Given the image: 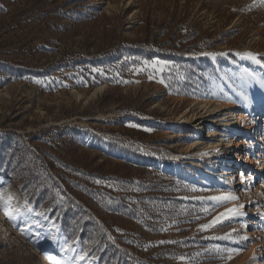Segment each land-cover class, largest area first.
Instances as JSON below:
<instances>
[{
  "label": "rangeland",
  "instance_id": "obj_1",
  "mask_svg": "<svg viewBox=\"0 0 264 264\" xmlns=\"http://www.w3.org/2000/svg\"><path fill=\"white\" fill-rule=\"evenodd\" d=\"M199 103L242 105L245 127L264 106L260 0H0V166L4 143L38 156L133 264H264V114L258 141L239 133L251 162L218 185L231 155L191 150L223 130L219 114L196 134ZM209 170L216 183H199ZM0 193L19 216L0 207V264H74L56 225L99 264L1 169Z\"/></svg>",
  "mask_w": 264,
  "mask_h": 264
},
{
  "label": "trees",
  "instance_id": "obj_2",
  "mask_svg": "<svg viewBox=\"0 0 264 264\" xmlns=\"http://www.w3.org/2000/svg\"><path fill=\"white\" fill-rule=\"evenodd\" d=\"M7 144L4 143L2 152H6L4 161L8 165L0 166V169L15 181L36 209L49 213L52 219L61 223L69 238L79 240L84 253L90 257H99V264L136 262L108 239L89 205L81 204L67 190L68 187H60L51 173V168L44 177L40 169H37L38 156L32 153L35 155L34 161L27 160L26 157L18 156Z\"/></svg>",
  "mask_w": 264,
  "mask_h": 264
},
{
  "label": "bare ground",
  "instance_id": "obj_3",
  "mask_svg": "<svg viewBox=\"0 0 264 264\" xmlns=\"http://www.w3.org/2000/svg\"><path fill=\"white\" fill-rule=\"evenodd\" d=\"M198 106L201 109V113H202L201 115L203 117L195 119V120H198V124H199L198 127H196L197 135H198L197 132L200 129H202L201 127H203L204 125L208 123H211L212 117L217 116L219 114L220 116L216 119L218 120V122H221V126L223 127V130L219 132L216 128H214L213 131L210 133V136H205L204 134H202L196 137L195 138L196 142L191 145V150H197L198 147H201L200 149H202L203 151V156H208L210 151L218 150L222 146V143L225 142L228 145L227 150L229 154L231 155V157L229 156L226 161L224 159V169H223V172L220 173L218 185L225 184L226 179H229V178L231 182L234 183L236 179V170L239 167L235 163L241 162L242 158L243 160L246 159V161L250 163L251 160H250L249 155L252 154L255 151V148L257 147V142H254V141H258L260 138L258 129H259L261 117L264 114V106L259 105L256 111L254 112L255 114L252 115L253 124L251 127H245L246 125L245 122L247 121L245 120L243 115L239 113V112L244 111V107L240 104L220 103L219 105H217L216 103H211L207 105H200L199 103ZM193 121H194L193 118L188 117V120H187L188 123H192ZM215 121L216 120H213L212 123H215ZM240 132H244V133L246 132L248 134H253L252 137L256 139L251 143L250 147L252 148L246 155H241V143L239 141ZM192 157L194 158L195 155H192ZM221 160H223V158L216 159V161L219 164H221ZM182 163L180 159L178 158L176 169H177V166L178 167L181 166ZM192 165H194L193 162H192ZM165 168L170 169L169 167H165ZM257 177L259 176L257 175L256 178ZM198 180H199V183L201 184L210 182L213 185V183H216V173L209 170L208 173L201 176ZM30 208L33 213L37 214L36 210H34L31 206ZM237 209H238V212L235 214L237 216V219L246 217L247 213L244 210V206L238 207ZM15 215L17 216L16 220H18L19 216L17 214ZM46 226H48V224L42 225V223H39L37 229H44ZM55 228H56V232L58 233V236L55 238L57 246L59 247L60 250H61V247L65 243L69 246V251H67L66 253H68L69 256L73 258L74 264H98L97 260H91L83 254L82 255L84 256V259L80 260L78 257L81 255V253H78L76 251L73 253L71 251V249H74V248L71 246L70 242L67 241L66 237L63 234L61 227L59 225H56ZM256 264H260L259 261H257Z\"/></svg>",
  "mask_w": 264,
  "mask_h": 264
},
{
  "label": "snow or ice",
  "instance_id": "obj_4",
  "mask_svg": "<svg viewBox=\"0 0 264 264\" xmlns=\"http://www.w3.org/2000/svg\"><path fill=\"white\" fill-rule=\"evenodd\" d=\"M261 3H264V0H260ZM252 59H255V57H251ZM147 63V62H145ZM153 63H158V62H153ZM161 83H163V80H161ZM193 191H196V189H192ZM209 199L213 200V201H217V202H222V201H226V200H235L237 199V197H235L234 195H227V196H216V197H210ZM0 207H3L4 211L6 212V214L9 216L10 219L12 220H16L17 216L13 213L12 208H11V196L5 197L2 193H0ZM240 207H243V205H241ZM207 211V209H206ZM238 212V209H230L229 210V214H235ZM225 214H222V216ZM242 215V213H241ZM221 219V217H217V220L214 221L213 223L219 222V220ZM211 225H204L202 226L203 230H207L208 227H210ZM220 239H232V237L230 235H227L225 237H222ZM61 251L62 252H67L69 251V246L65 243L62 247H61ZM71 251L74 253L75 249H71ZM54 264H61V261L58 260L55 256L50 257ZM80 260L84 259V256L81 254L78 257Z\"/></svg>",
  "mask_w": 264,
  "mask_h": 264
},
{
  "label": "built area",
  "instance_id": "obj_5",
  "mask_svg": "<svg viewBox=\"0 0 264 264\" xmlns=\"http://www.w3.org/2000/svg\"><path fill=\"white\" fill-rule=\"evenodd\" d=\"M201 131V130H200Z\"/></svg>",
  "mask_w": 264,
  "mask_h": 264
}]
</instances>
